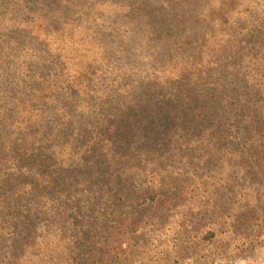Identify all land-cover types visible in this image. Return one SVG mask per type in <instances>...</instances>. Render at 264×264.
Here are the masks:
<instances>
[{"label": "trees", "instance_id": "trees-1", "mask_svg": "<svg viewBox=\"0 0 264 264\" xmlns=\"http://www.w3.org/2000/svg\"><path fill=\"white\" fill-rule=\"evenodd\" d=\"M58 41L74 53L116 45L125 65L135 49L136 65L151 73L139 96L130 84L117 101L109 88L96 97L89 66L83 83L64 72L66 49L50 51ZM166 87L179 91L163 105L142 94ZM154 109L162 125L153 131L171 141L198 132L215 147L256 144L264 134V0H0V264L49 258L84 165L111 155L110 137L127 115L140 130L141 119L154 124Z\"/></svg>", "mask_w": 264, "mask_h": 264}, {"label": "rangeland", "instance_id": "rangeland-1", "mask_svg": "<svg viewBox=\"0 0 264 264\" xmlns=\"http://www.w3.org/2000/svg\"><path fill=\"white\" fill-rule=\"evenodd\" d=\"M68 45L58 41L50 51L58 55V48L66 49L60 60L71 81L88 79L89 66L96 97L109 88L117 101L130 84L140 95L139 80L151 72L147 65H136L135 49L133 61L125 65L116 45L89 53L83 48L71 52ZM170 79L175 82L174 74ZM178 86L184 91V84ZM162 91L142 94L154 106L148 99L158 98L163 105L171 99L167 93L175 96L179 90ZM152 111L154 124L144 118L143 128L136 130L132 114L114 129L111 155L84 165L85 180L77 183L81 192L69 197L68 223L55 230L49 258L24 264H264V134L247 147L242 145L246 139L215 147L202 143L198 132L171 141L169 134L153 131L162 125V115ZM133 137L138 139L134 144Z\"/></svg>", "mask_w": 264, "mask_h": 264}]
</instances>
